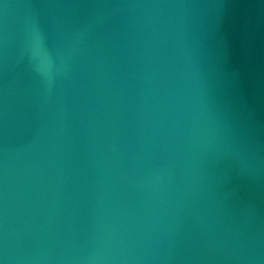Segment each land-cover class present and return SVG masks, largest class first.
<instances>
[{
  "label": "water",
  "instance_id": "water-1",
  "mask_svg": "<svg viewBox=\"0 0 264 264\" xmlns=\"http://www.w3.org/2000/svg\"><path fill=\"white\" fill-rule=\"evenodd\" d=\"M0 264H264V0H0Z\"/></svg>",
  "mask_w": 264,
  "mask_h": 264
}]
</instances>
